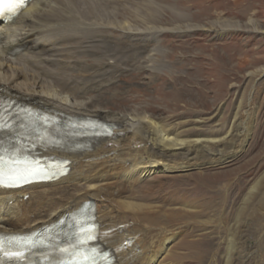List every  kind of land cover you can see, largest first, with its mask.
Segmentation results:
<instances>
[{"label":"bare ground","instance_id":"bare-ground-1","mask_svg":"<svg viewBox=\"0 0 264 264\" xmlns=\"http://www.w3.org/2000/svg\"><path fill=\"white\" fill-rule=\"evenodd\" d=\"M110 2L118 4L117 0H32L13 21L0 23V94L66 123L83 119L111 127V134L92 140L57 135L36 144V156L66 159L69 171L53 182L0 189V234H32L89 203L94 208L98 243L108 249L112 264H184L185 254L178 250L185 247L203 262L204 251L181 238L180 230L185 214L197 215L199 205L189 198L192 190L173 183L192 176L191 170L202 177L203 170L221 166L243 150L255 116L252 99L239 100L227 113L226 124L220 122V107L215 109L208 119L217 117L215 127L219 128L206 136L199 132L203 120L191 119L193 124L187 126L185 120L108 109L132 102L128 93L110 89L124 70L157 75L170 70L167 61L159 59L165 52L158 45L164 33L200 29L220 36L233 30L263 34L264 29L253 16L240 22L222 18L221 13L204 23H193L188 14L171 7L167 8L178 22L159 24L161 15L154 9V0H143L133 9L125 6L127 12L119 7L117 12L110 11ZM113 32L118 40L110 46L108 35ZM146 43L151 45L143 53L129 55ZM248 77L247 82L255 87L254 82L264 77V66L248 72ZM153 175L157 177L151 188H139L138 183ZM212 187L214 194H221L218 183L207 180L205 189L193 197H203L202 205H208ZM233 215L231 225L221 222L225 226L219 230L227 244L223 263L264 264V171L249 186ZM200 227L197 237L212 236L218 226L211 219L200 220Z\"/></svg>","mask_w":264,"mask_h":264},{"label":"rangeland","instance_id":"rangeland-1","mask_svg":"<svg viewBox=\"0 0 264 264\" xmlns=\"http://www.w3.org/2000/svg\"><path fill=\"white\" fill-rule=\"evenodd\" d=\"M142 1L117 0L118 4L110 2L108 9L117 12V7H119L127 12L126 8L133 9L136 5L142 3ZM154 1L156 2V8L154 9L158 13L157 15H161V18L158 20L159 24L178 22L174 13L169 10L172 8L175 11L188 14L190 21L193 23H204L214 18L218 13H221L222 18H231L240 22H245L249 16H253L264 29V0ZM125 6L126 8H124ZM123 11L120 10L119 12L123 13ZM139 11L141 15H144V10L140 9ZM123 15L124 17H128L127 14ZM108 40L109 45L114 46V41L118 40L117 32L110 33ZM144 45L133 49L129 52V55L143 53L144 49L146 50L151 44L146 43ZM158 45L165 50L159 59L160 61H167L166 63H168L170 70L163 71L159 75L148 70H124L121 78L118 79V75L116 76L114 80L115 87H112L110 92L128 93L131 96L132 102L118 105L119 107L115 105L108 109L135 111L140 114L152 113L160 117L170 118V121L185 120L189 121V124H186L187 126L193 124L192 120H203V123L199 124L201 127L199 132L200 135L206 134L207 136V133L208 135L215 134V129L219 128V126L215 127L217 117L211 118L212 120L208 119L213 117L215 109L220 107L222 113L220 122L226 124L228 120L227 113L234 109L239 100L252 99L251 107L255 116L249 139L243 150L237 153L233 157L234 159L228 160L226 162L228 164L225 163L221 166L203 170L201 173L202 177L198 176V171L191 170L188 173L192 176H189L182 182L177 181L178 183H173V186L184 187L187 191L192 190L189 198L190 200L192 199V202L195 201L199 205V213L197 215L194 212L185 214V226L180 228L182 232L181 238H188V241L194 242L197 249L204 251L207 260H205L206 262H201L189 251L191 249L185 247V250H178L180 254H185L184 264H210L211 258L214 259L212 264H218V262L219 264H224L222 255L226 251L227 244L222 239L224 233L219 230L225 224L231 225L233 221L232 217L234 216L233 212L235 213L241 206L247 189L264 171V77H259L258 81L254 82L253 85L257 84L255 87L250 82H247V78H249L248 72L264 66V33L255 34L233 30L224 33V35L216 36L213 32L207 33L200 29L185 32L184 34H172L168 32L159 37ZM122 46L126 48V42H122ZM124 50L128 51V49ZM153 78L155 79L153 80ZM147 104L150 107H147ZM164 106L165 110L161 111V108H164ZM153 107H157L159 110H154ZM206 127H209V130ZM205 131L206 133H204ZM193 176L201 179V181H195ZM154 177H157V175H153L147 182L145 180L138 183L139 188H143L142 190L151 188V185L156 183V178ZM207 180L212 184L218 183L221 187L220 193L222 195L219 194L217 196L214 194V187H212L209 195H207V199L209 198L210 200L208 201V205L205 206L202 205L203 197L193 196L198 194L197 191L201 192L205 189ZM214 196L218 198H213ZM196 198H198V201H196ZM204 211L207 213H204ZM211 219L218 226V229L216 228L215 230V235L208 236L211 237L210 239L205 235L204 237L203 235L200 237L195 236L198 228H201L200 220ZM196 222L198 223L196 224ZM221 222L225 224L223 225ZM173 262H175L174 259Z\"/></svg>","mask_w":264,"mask_h":264},{"label":"snow or ice","instance_id":"snow-or-ice-1","mask_svg":"<svg viewBox=\"0 0 264 264\" xmlns=\"http://www.w3.org/2000/svg\"><path fill=\"white\" fill-rule=\"evenodd\" d=\"M4 3H5V0H0V6H2ZM21 6H22V3L17 5L15 8H9L7 10L8 11H18ZM4 11L5 9L3 7H0V14H3ZM3 164H4L3 160L0 159V168H2ZM0 175H2V172H0ZM0 183H3V181L0 180Z\"/></svg>","mask_w":264,"mask_h":264}]
</instances>
